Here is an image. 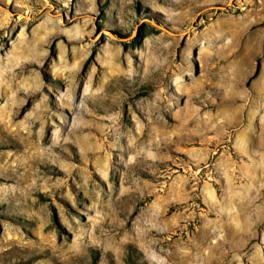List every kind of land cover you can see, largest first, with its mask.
Wrapping results in <instances>:
<instances>
[{"label": "rangeland", "instance_id": "obj_1", "mask_svg": "<svg viewBox=\"0 0 264 264\" xmlns=\"http://www.w3.org/2000/svg\"><path fill=\"white\" fill-rule=\"evenodd\" d=\"M264 264V0H0V264Z\"/></svg>", "mask_w": 264, "mask_h": 264}, {"label": "trees", "instance_id": "obj_2", "mask_svg": "<svg viewBox=\"0 0 264 264\" xmlns=\"http://www.w3.org/2000/svg\"><path fill=\"white\" fill-rule=\"evenodd\" d=\"M129 251H130V255H129L128 263H129V264H132V261H131V259H132V258H131L132 248H131V247L129 248Z\"/></svg>", "mask_w": 264, "mask_h": 264}]
</instances>
